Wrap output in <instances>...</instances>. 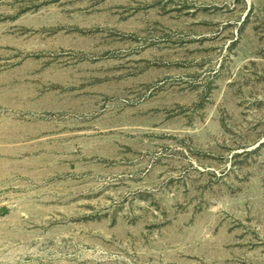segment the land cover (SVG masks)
Instances as JSON below:
<instances>
[{"label": "rangeland", "instance_id": "1", "mask_svg": "<svg viewBox=\"0 0 264 264\" xmlns=\"http://www.w3.org/2000/svg\"><path fill=\"white\" fill-rule=\"evenodd\" d=\"M0 264H264V0H0Z\"/></svg>", "mask_w": 264, "mask_h": 264}]
</instances>
